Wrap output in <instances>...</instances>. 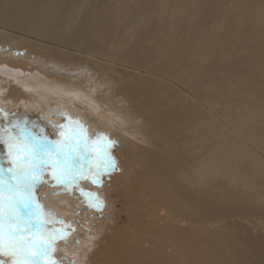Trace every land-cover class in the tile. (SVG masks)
I'll use <instances>...</instances> for the list:
<instances>
[{
	"label": "bare ground",
	"instance_id": "1",
	"mask_svg": "<svg viewBox=\"0 0 264 264\" xmlns=\"http://www.w3.org/2000/svg\"><path fill=\"white\" fill-rule=\"evenodd\" d=\"M154 3L159 17L129 27L124 2L0 0V118L86 119L126 145L109 183L122 208L84 227L78 264H264V45L248 0L217 30L214 0L193 22L186 0L136 6Z\"/></svg>",
	"mask_w": 264,
	"mask_h": 264
},
{
	"label": "snow or ice",
	"instance_id": "2",
	"mask_svg": "<svg viewBox=\"0 0 264 264\" xmlns=\"http://www.w3.org/2000/svg\"><path fill=\"white\" fill-rule=\"evenodd\" d=\"M4 118L9 119L7 114ZM71 124L76 127L53 125L58 130L69 129L67 136L60 131L55 141H49L47 136H36L27 119H12L7 127L0 128L4 133L0 135V143L8 147L10 164L7 176L5 170L0 169V257H9L8 261L0 260V264H59L52 258L54 246L67 233L47 228L55 220V214L43 209L37 201V185L48 183L52 187L60 186L62 191H70L78 171L81 176L92 172L91 168L83 171V163L89 161L98 148L106 158L103 171L115 167L110 154L114 141L103 134H97V139L93 140L82 122L76 120ZM32 126L35 127V122ZM12 129L16 130L15 134ZM21 153L23 160L19 158ZM46 173L51 180H44ZM100 174L96 171L94 182H99ZM101 205L98 199L89 202V207L99 209Z\"/></svg>",
	"mask_w": 264,
	"mask_h": 264
},
{
	"label": "rangeland",
	"instance_id": "3",
	"mask_svg": "<svg viewBox=\"0 0 264 264\" xmlns=\"http://www.w3.org/2000/svg\"><path fill=\"white\" fill-rule=\"evenodd\" d=\"M84 0H78V3L81 5ZM117 4L122 2L127 3L130 7H134L137 9V13L130 17L128 20L129 27L140 26L149 21L150 18H157L160 16L158 4H155L147 10L145 5L136 6L138 0H113ZM202 0H186L188 9L191 14V22H193L194 17L198 13L199 5ZM218 3L217 14L212 22V27L214 30H217L221 24V16L223 13L235 6L238 2L242 0H214ZM246 13L250 16L253 24V29L258 40L264 45V33L261 32V21H264V0H248V4L246 7ZM122 22H126V18L121 17ZM14 44V43H12ZM18 49V48H17ZM15 49L16 53H18V57L27 55L24 51H18ZM37 60H42L44 58L43 55H37ZM6 64V63H5ZM20 70H24L26 67L19 65ZM40 110V109H39ZM4 114H7L10 117V114L7 109H5ZM3 116V114H1ZM32 117V116H29ZM2 119V120H1ZM11 119V117L9 118ZM55 121L46 122L44 121L41 126H37L35 122V127L32 126L31 118L28 121L31 123L29 127L32 129L33 133L36 136H47L49 141H55L59 132L63 131L65 136L68 135L69 130L67 129H51L53 125H65L66 118L65 117H55L53 118ZM64 121H61V120ZM31 120V121H30ZM8 119L0 118V128H5L8 126L6 123ZM82 122L83 127L87 130L88 135L93 139H97V134H103L107 137V139L114 141V145L110 149L111 157L115 160V167L108 168L105 172L103 171L106 166V158L102 156L99 148L96 152L92 153L90 160L83 163V171H87L89 168L92 169V172L88 174V176H81L78 174L75 177V183L72 184L70 191H62L60 186L52 187L48 183H43L37 186L36 191H40L41 197L40 200L37 198L39 204L44 206L47 210H50L55 214L54 223H50V230H62L67 233L66 237L60 238L55 243V251L52 255V258L59 262V264H78L79 255L75 256L74 253L78 254V249H81V244L84 243L83 232L89 229H84V227H93V223L98 221V217L100 214L105 213L103 211H107L108 208L105 207L109 205H117V207L122 208V205L118 198V192L116 189L112 188L109 184L113 175L122 173V166L120 159L118 158L122 155L123 150L126 145H123L119 142V139L113 138L109 133H102L94 129V127H90V124L93 125L88 120H79ZM51 125V126H50ZM76 126L72 125V129ZM92 129V131H91ZM95 130V131H94ZM59 131V132H58ZM97 131V132H96ZM16 130L12 129V133L15 134ZM4 133L0 132V135ZM125 144V141H123ZM8 147L1 143L0 145V158L6 161H9L8 157ZM118 156V157H117ZM20 160L24 159V154H20ZM96 171H100V175L98 177V183L94 182L97 177L95 175ZM44 180H51V176L49 174L44 175ZM52 184H55V181H52ZM109 187H111L112 192H109ZM54 193H60L58 195ZM91 194V195H90ZM109 196V201H108ZM117 198L119 201H117ZM102 202V205L99 209L94 207H89V202H95L96 200ZM66 200L69 201L72 207H68L69 204H66ZM50 204L61 209V213L57 214ZM67 207V208H66ZM70 209V210H69ZM105 209V210H104ZM125 217V216H124ZM56 221H63V223H59ZM85 224V225H84ZM70 225V226H69ZM55 226V227H54ZM55 235V231L53 232ZM67 243V244H66ZM68 253V254H67ZM3 260V259H1Z\"/></svg>",
	"mask_w": 264,
	"mask_h": 264
}]
</instances>
